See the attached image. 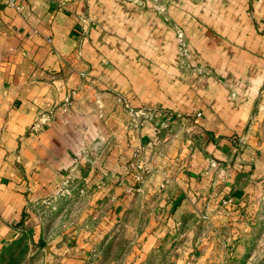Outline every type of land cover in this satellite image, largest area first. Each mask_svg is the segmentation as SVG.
I'll return each instance as SVG.
<instances>
[{
  "label": "crops",
  "instance_id": "0c3cea01",
  "mask_svg": "<svg viewBox=\"0 0 264 264\" xmlns=\"http://www.w3.org/2000/svg\"><path fill=\"white\" fill-rule=\"evenodd\" d=\"M19 2L0 0V250L32 230L41 264H142L261 186L264 0ZM66 182L65 230L29 228Z\"/></svg>",
  "mask_w": 264,
  "mask_h": 264
},
{
  "label": "rangeland",
  "instance_id": "374dc122",
  "mask_svg": "<svg viewBox=\"0 0 264 264\" xmlns=\"http://www.w3.org/2000/svg\"><path fill=\"white\" fill-rule=\"evenodd\" d=\"M66 184L61 194L33 208L29 228L42 220L47 235L65 230L77 200ZM234 210L216 222L190 215L185 220L187 235L166 242L162 252L154 251L142 264H264V180ZM30 232L0 250V264H41L38 243L30 241Z\"/></svg>",
  "mask_w": 264,
  "mask_h": 264
},
{
  "label": "built area",
  "instance_id": "2783aa9c",
  "mask_svg": "<svg viewBox=\"0 0 264 264\" xmlns=\"http://www.w3.org/2000/svg\"><path fill=\"white\" fill-rule=\"evenodd\" d=\"M5 3L11 6H15L18 9H22V4L19 0H3ZM140 4L144 7L152 6L151 0H140ZM176 39L179 47L180 56L183 60H187L189 57V48L185 41L184 33L181 27H175ZM200 115V114H198ZM129 168L135 173L136 181L141 183L144 172L148 169L142 159V148H138L133 152V158L129 162ZM67 183V182H66ZM232 202L231 198H228L224 203Z\"/></svg>",
  "mask_w": 264,
  "mask_h": 264
},
{
  "label": "trees",
  "instance_id": "16d2710c",
  "mask_svg": "<svg viewBox=\"0 0 264 264\" xmlns=\"http://www.w3.org/2000/svg\"><path fill=\"white\" fill-rule=\"evenodd\" d=\"M30 231H31L30 233L32 234V230H30ZM21 239H22V238H21ZM21 239H20V240H21ZM39 243H40V245H42V246L45 244V242H44L43 240H40Z\"/></svg>",
  "mask_w": 264,
  "mask_h": 264
},
{
  "label": "water",
  "instance_id": "95a60500",
  "mask_svg": "<svg viewBox=\"0 0 264 264\" xmlns=\"http://www.w3.org/2000/svg\"><path fill=\"white\" fill-rule=\"evenodd\" d=\"M49 248H50V247L48 246V247H47V250H49Z\"/></svg>",
  "mask_w": 264,
  "mask_h": 264
}]
</instances>
